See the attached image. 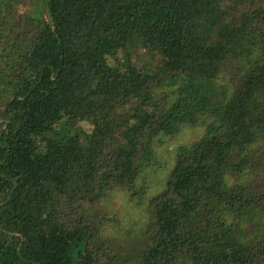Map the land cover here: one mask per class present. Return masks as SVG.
Returning a JSON list of instances; mask_svg holds the SVG:
<instances>
[{"label": "trees", "instance_id": "obj_1", "mask_svg": "<svg viewBox=\"0 0 264 264\" xmlns=\"http://www.w3.org/2000/svg\"><path fill=\"white\" fill-rule=\"evenodd\" d=\"M0 0V264H264V0ZM212 116L117 260L157 134Z\"/></svg>", "mask_w": 264, "mask_h": 264}, {"label": "rangeland", "instance_id": "obj_2", "mask_svg": "<svg viewBox=\"0 0 264 264\" xmlns=\"http://www.w3.org/2000/svg\"><path fill=\"white\" fill-rule=\"evenodd\" d=\"M20 12H26L35 20L44 17L40 0H26L20 5ZM212 116H202L198 122H183L171 134H157L153 141L152 159L143 167L135 181L136 195L129 200L126 193L113 191L101 202V209L111 224L103 235L117 260L135 257L144 246L142 226L150 219L151 199L161 192L170 176L175 154L179 146L188 145L200 138Z\"/></svg>", "mask_w": 264, "mask_h": 264}]
</instances>
